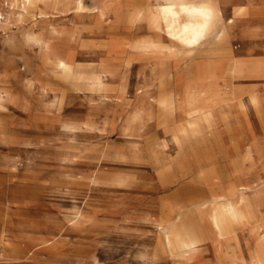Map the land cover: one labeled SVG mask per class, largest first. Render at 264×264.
I'll return each instance as SVG.
<instances>
[{"label": "rangeland", "instance_id": "rangeland-1", "mask_svg": "<svg viewBox=\"0 0 264 264\" xmlns=\"http://www.w3.org/2000/svg\"><path fill=\"white\" fill-rule=\"evenodd\" d=\"M34 1L0 0V264H264V0H202L226 37L193 49L157 15L183 0ZM103 70L106 88H93ZM204 76L200 114L230 105L229 126L217 121L206 142L214 187L174 140ZM240 186L250 212L240 206L219 237L201 204L229 192L237 204ZM181 225L201 236L194 250Z\"/></svg>", "mask_w": 264, "mask_h": 264}, {"label": "bare ground", "instance_id": "bare-ground-1", "mask_svg": "<svg viewBox=\"0 0 264 264\" xmlns=\"http://www.w3.org/2000/svg\"><path fill=\"white\" fill-rule=\"evenodd\" d=\"M34 2L36 3L37 1L29 0L31 6L35 5ZM160 11L166 25L167 33L184 47L194 48V46H197L202 40H208L210 38H214L217 43L221 44L226 37V28L222 25L220 10L214 4L191 3L188 1L179 3L172 2L162 6ZM240 12L241 11H238L237 15L240 14ZM50 50L51 47L48 40L43 47V52L49 53ZM53 67L66 79L76 76L75 69L68 58L55 55ZM93 79L92 77L91 80ZM251 103L255 105L259 104L258 98L253 97ZM220 116L224 123L228 122V115L226 113L221 112ZM198 117V120L193 118L191 121H188L181 129V134L185 140L193 141L196 136L203 137V135L207 138L209 137L208 135L211 128L210 113H204ZM245 191V188L240 189L239 202L244 205L247 212H250V202ZM210 200L205 201V205L207 208L211 209L210 219L213 229L219 237L228 233L231 234L229 230L231 228L229 211L224 204L215 205V203ZM236 207L238 209L239 206L236 205ZM177 227L183 246L187 250H194L201 242V236L194 231L192 226L185 227L181 225ZM165 242L168 247L171 246V240L168 234L166 235Z\"/></svg>", "mask_w": 264, "mask_h": 264}, {"label": "crops", "instance_id": "crops-1", "mask_svg": "<svg viewBox=\"0 0 264 264\" xmlns=\"http://www.w3.org/2000/svg\"><path fill=\"white\" fill-rule=\"evenodd\" d=\"M183 1H185V0H183ZM180 2H182V1H180ZM191 3H209V2L201 0V1L191 2ZM210 4H213V3H210ZM162 6H165V5L159 6L158 14H157L160 17L162 25H163L162 31L165 33L166 37L177 41L176 39H174L171 36H169V34L167 33L166 25H165V22L163 20V17L161 15V11H160V8ZM236 15H237V13H236ZM140 16H141V10L136 13V17L137 18H139ZM153 17L156 18L155 15H153ZM223 25L226 26L224 23H223ZM208 41H212L214 44H216L218 46H224L223 44L225 42V39L221 42V44L217 43L214 40V38H210L208 40H202L197 46H194V48H196L199 45H201L202 43L208 42ZM187 48L193 49V47H187ZM168 52H171V50L168 49ZM108 73H109L108 71L103 70V71H101L98 74L95 73V74L91 75L90 78H87V79L91 80V78L93 77L94 79L91 80V81L96 86V87H93V88H98L100 90H102V89L104 90L106 87H105V83L103 82V77H104L103 75L104 74H108ZM204 78H205V76L203 77V79L200 80V86L199 87L194 88V89H189V91H188V96L186 98V100H187L186 101V105L189 107V110L187 111L188 121H191L193 118L195 120H198V118H199L198 116L202 115L199 112L200 109H199V106H198L197 96H198V94L200 92V89L202 88ZM229 106H230L229 104L228 105H224V107H222L221 110H219V111L212 110V111H206L205 112V113H210V116H211V128H210L209 135H208L209 137H210L211 132H212L211 129L214 127V125L216 124L217 121H220L221 124H223L224 126H229V121L227 123H224L222 118H221V116H220L221 112L226 113L225 109H229L230 108ZM158 109L161 112L162 118H166V116L168 114H170V112L172 111V105H171L169 97H167L165 95L161 96V98L158 101ZM188 121H186L182 126L175 128V130H174L176 132V134H177V135L174 136V140H175V137H176L177 140H178V143L176 142V140H175V142L181 148V152L179 153V159H183L184 160V158H186V154H187L186 147H185V144H186L187 148L190 151V153L195 155V161H194L195 163L194 164H195V166L198 169V176L200 175L199 177L197 176V180L199 182H201L203 185H205L206 187H214L216 185H220L221 186L222 179H221V181L220 180L217 181V183L214 180L215 175H214V171L211 168L212 165H213V158L206 150V144H207L206 142L208 141L209 137L207 138L204 135H203V137L202 136H196L193 141H187L182 136L181 129L188 123ZM238 148H239V146L237 145V143H234L233 150L235 152H239ZM246 151H249L250 154H251V151H250L249 148ZM222 156H223V154H221V157ZM245 158L248 159V157H245ZM178 165L180 166V164H178ZM232 166H233V168H235V166L233 164H232ZM180 169L182 171H184V172H181V173H189L190 172L189 169H184L181 166H180ZM229 188H230V186H228L227 190ZM242 188L246 189L245 193L248 192V190H249V189H247V187H243V186H240V187L237 188L238 192H239V194L237 192V196L239 197V201H240V189H242ZM208 189H209L210 192L213 191L212 188H208ZM229 195H230V192H229V194L225 193V195H219V196H215L213 193H211L207 200L211 199L210 201L214 202L215 205L224 204L225 207L227 208V210L229 211V214H230L229 215L230 224L233 225V215L237 212V210L239 209L240 206L243 207V209L245 207H244L243 204H240V202L237 203V204H234V205L233 204L227 205L226 203H224L222 199L226 198ZM236 205L239 206L238 209H237ZM249 205L251 207V203H249ZM201 206H203L204 208H207L206 205H205V201L201 204ZM207 209H209V208H207ZM245 212H247L246 209H245ZM210 214H211V209H209V219H210ZM210 223H211V219H210ZM164 240H165V237H164ZM165 244H166V242H165ZM166 246H168V245L166 244Z\"/></svg>", "mask_w": 264, "mask_h": 264}]
</instances>
